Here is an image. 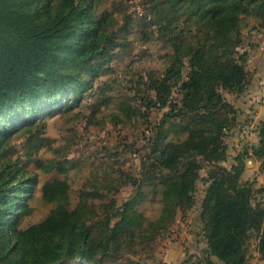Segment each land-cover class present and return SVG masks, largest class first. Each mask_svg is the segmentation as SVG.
I'll list each match as a JSON object with an SVG mask.
<instances>
[{"label":"trees","instance_id":"trees-1","mask_svg":"<svg viewBox=\"0 0 264 264\" xmlns=\"http://www.w3.org/2000/svg\"><path fill=\"white\" fill-rule=\"evenodd\" d=\"M100 1L58 0L56 6L53 0H39L41 8L33 6L29 11L27 4L35 0H0V123L10 119L15 126L21 111L29 119L43 102L53 107L62 97L70 100L79 71L93 72L90 65L106 58L117 41V31H111L116 18L111 11L96 21L94 8ZM143 1L152 13L150 20L158 40L170 49L165 72L151 80L155 94L152 106L171 107L155 139L167 140L176 130L186 135L177 143H169L168 151H161L154 168L138 180L139 188L144 184L160 187L162 216L174 217L178 210L195 205L202 162L209 165L208 187L201 203L207 252L224 264H252L248 252L252 239L258 240L264 254V203L256 198L264 188L243 182L242 176L246 158L264 159V121L258 128V145L235 157L231 168L223 165L228 158L227 130L237 124V110L223 93H242L250 83L248 55L239 50L242 30L248 17L258 18L264 25V0ZM186 64L189 72L184 77ZM174 85L179 86L182 102L191 106L190 111L176 113L177 106L170 100ZM167 120L169 126L165 127ZM10 127H0V136H4L0 138V159L9 155ZM69 191L68 181L60 178L42 186L43 200L54 204L55 210L38 224L19 228L31 206L22 207L15 221L16 241L24 251L30 243V250L36 254L34 261L81 264L88 246L93 248L86 241L89 232L85 223L73 240L69 239L77 227L74 216L79 219L80 214L67 209ZM133 204L131 201L123 207L115 226L108 225L103 252L117 242L119 234L130 231L136 218ZM57 231L68 239L54 242ZM44 234L53 235L47 238ZM3 254L5 243L0 242V264H4ZM15 264L27 263L20 259Z\"/></svg>","mask_w":264,"mask_h":264},{"label":"rangeland","instance_id":"rangeland-1","mask_svg":"<svg viewBox=\"0 0 264 264\" xmlns=\"http://www.w3.org/2000/svg\"><path fill=\"white\" fill-rule=\"evenodd\" d=\"M40 2H29L28 10L34 9L33 6L41 8ZM53 2L58 5V0ZM111 11L116 18L111 27V31H117L116 45L106 58H99L90 65L93 72L79 71L71 99L62 97L53 107L43 102L34 108L29 119L24 118L21 111L15 126L9 117L0 123L1 128L11 125L9 155L0 159L3 263L15 264L24 259L27 264H42L33 260L36 254L30 250L29 242L26 251L18 247L15 221L26 204L31 206L30 212L19 223V228L38 224L48 217L55 205L43 200L42 186L60 178L70 185L67 209L80 212L79 219L74 216L77 227L69 239L73 240L85 223L89 232L86 241L93 246H88L81 264H224L208 254L201 220L209 165L202 162L195 205L186 211L178 210L174 217L162 216L160 187L144 184L139 188L138 180L146 177L148 169L154 168L161 151H168L169 143H177L186 134L176 130L167 140L155 139L157 128L171 107H153L150 101L155 94L150 86L152 77L165 72V57L170 49L158 40L149 6L143 0H102L93 15L97 21ZM254 34H260L264 40V25L260 19L248 17L242 30L240 52H246L244 46ZM183 70L186 77L188 64ZM178 88L174 85L170 100L180 114L190 111L191 106L182 102ZM242 93H223L237 110L236 117L237 104L244 99L240 98ZM167 122L165 127L170 120ZM237 124L227 130L225 137L229 158L223 165L228 168L252 143L237 136L236 129L240 128ZM246 161L242 181L252 183L256 189L264 188V159L248 157ZM256 198L264 203V193H258ZM131 201L136 218L130 231L119 234L117 242L103 252L108 225H116L123 207ZM9 218L11 220L7 221ZM53 234H44V237L50 238ZM67 239L64 233L57 231L54 242L62 243ZM248 252L252 264H264L258 240H251Z\"/></svg>","mask_w":264,"mask_h":264},{"label":"crops","instance_id":"crops-1","mask_svg":"<svg viewBox=\"0 0 264 264\" xmlns=\"http://www.w3.org/2000/svg\"><path fill=\"white\" fill-rule=\"evenodd\" d=\"M244 51L249 55L247 69L251 72V80L246 87V92L240 95V98H244L243 102L238 103L236 107L238 109L237 125L241 128L236 131L237 136L244 140H251V146H253L259 143L258 128L264 121V40L260 38V34L253 35L244 46ZM242 139L240 141L243 143Z\"/></svg>","mask_w":264,"mask_h":264}]
</instances>
